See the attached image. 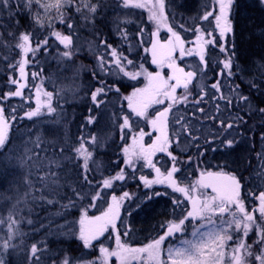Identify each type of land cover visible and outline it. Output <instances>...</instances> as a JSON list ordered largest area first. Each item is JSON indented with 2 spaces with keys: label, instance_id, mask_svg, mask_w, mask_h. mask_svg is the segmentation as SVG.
<instances>
[{
  "label": "snow or ice",
  "instance_id": "1",
  "mask_svg": "<svg viewBox=\"0 0 264 264\" xmlns=\"http://www.w3.org/2000/svg\"><path fill=\"white\" fill-rule=\"evenodd\" d=\"M252 4L264 12V0ZM239 7L240 0H198L194 12L187 0H0L8 70L0 89V264H264V53L238 51ZM255 38L264 42V32ZM42 57H51L50 75L29 71ZM149 57L159 70L145 67ZM188 57L194 62L185 64ZM124 78H143V86L125 95ZM81 101L89 107L73 133ZM133 117L157 133L150 144ZM25 120L31 125L14 143ZM113 133L122 142L118 158L105 161ZM209 151L225 157L215 170ZM158 153L167 166L157 167ZM193 166L198 175L185 183L178 174ZM145 167L155 172L139 176L149 191L127 209L133 195H116L114 186ZM154 185L183 199L172 196V218L133 246L126 217L169 195ZM106 189V208L89 216ZM78 205L79 219L69 220ZM69 239L78 250L56 247ZM113 239L115 247L105 245Z\"/></svg>",
  "mask_w": 264,
  "mask_h": 264
},
{
  "label": "trees",
  "instance_id": "2",
  "mask_svg": "<svg viewBox=\"0 0 264 264\" xmlns=\"http://www.w3.org/2000/svg\"><path fill=\"white\" fill-rule=\"evenodd\" d=\"M110 2L114 3L115 0H110ZM242 2L247 4V3L252 2V0H240V5ZM190 11H192V10H190ZM246 13L248 15L247 18H243V21L240 24H238V20H236L235 43H236L238 51L240 52L242 57H254L256 54L264 53V42H262L261 39L255 38V37H259L261 32H264V12L256 10L255 13L252 11H246ZM238 14H239V12H238ZM143 17L145 18L144 15H143ZM237 18H238V15H237ZM22 23H25V21H22ZM104 31L107 32L108 28H105ZM133 43H135V42L133 41ZM144 55L145 54L141 51L140 57H143ZM45 59L47 61L46 63H48V61H50L51 57H42L40 59L39 64L31 66L29 71H34V70H37L39 67H43L46 69L45 74L50 75L51 72L53 71V68L50 67V70H49L47 65H45ZM148 59H150V57ZM194 60H195L194 57H188V58H185L184 63L185 64L191 63V62H194ZM1 62H2V64H1ZM1 62H0V65H1V67H0L1 68V70H0V89L7 90L5 88L6 81H5L4 77L7 74L8 70L4 66L6 62H4V61H1ZM140 62H142L141 58H140ZM178 63H180V62H178ZM145 67H147L149 69L148 62L145 63ZM167 71L168 70H165V72H167ZM209 75L211 76L212 73L210 72ZM125 80H127V79L124 78L122 80V84L124 85V87L122 88V92L125 95L129 94L132 91L133 87H138V86L142 85V82H140V83L138 82L135 84L128 82L129 83L128 84L127 82H125ZM30 83H32L31 78H30ZM34 83L38 84V83H40V81L36 80ZM85 83H87V82L85 81ZM44 86L48 90L53 89V85L51 82L46 81ZM28 91L30 92L29 96H32L35 89L30 88ZM34 100H35V98L33 96V99H32L33 104H34ZM20 103H21V101L19 99H17V100L13 99L12 100V104L14 106H18ZM79 103H83V104H79ZM79 103L76 105V107L74 109L76 120L72 125V132L73 133L77 132L79 124L83 123L84 118L87 115V108L89 107V104L85 103L84 101H81ZM19 114L22 115V112ZM133 124H134V129L137 132H139L140 129H143L145 133H150V131H151L150 127H148V125L145 123V121L143 119L133 117ZM30 125H31V122L25 120L23 122H20L17 125V129L16 128L13 129V136L15 137V139H13V141L18 139V141L14 142V143L19 142V138L24 135V133L27 131L28 126H30ZM207 130L208 131L211 130L210 125L208 126ZM205 134H207V131ZM116 136H117V134L115 133L114 139H116V144L112 145L110 148L104 149V151L107 153V155L103 156L102 159H104L105 161H108L109 159L115 160L118 158V146L122 142L118 138H116ZM151 142H152L151 136L145 135L144 143L150 144ZM129 143H131L130 140H129ZM201 143H203V141H201ZM195 151H196L195 149H192L193 154H195ZM217 157H219V158H217ZM224 159H225V157L220 152L213 153V152L209 151L206 154L207 165H211L213 167V170H215V165L218 163H222ZM154 160L160 161V163L157 164V167H161V165L167 166V157L164 154L158 153L157 156L154 158ZM161 170L162 171L164 170L163 167L161 168ZM104 174L105 175L111 174V170L109 169V171L105 172ZM140 175H145L149 179H151L155 176V172L153 170L145 167L141 170H138L135 173V178L130 177L129 179H127L124 182H117L116 185L114 186V191H115L116 195H121L124 191H127L133 195V199L131 201L125 202V208H127V209L135 208V204L138 202L137 198H142L144 193L149 191V189H145L143 184L139 181ZM178 175L180 176L181 180H183L185 183H188V182L194 181L196 179V176L198 175V173H196L195 166H193L192 168L185 167L183 169L182 173H180ZM96 179H100V176L98 174L96 176ZM153 189L156 191H160V192L167 191L169 194H171V192H172V190L170 188H167L165 185H154ZM112 192H113V189L103 190V193H102L103 194V200L97 201V207L88 208V215L89 216L99 215L100 211H102L104 208H106L107 205H106L105 201L110 200V196H111ZM173 196H176L180 199H183V197L180 194L176 195V193H174ZM162 197H165V196L154 197L151 201H149L148 204L147 203L142 204L141 208L137 209L135 212H133V215L131 217H126V219L128 220V222L131 224V226L133 228V232H135L139 229L141 233L147 235L146 231H148L149 234H148L147 238H152L156 235V231H155L156 225L165 220V216H162L164 213H161V211L159 210L161 208L160 207V201H161ZM87 206H88V201L87 200L83 201V207H87ZM171 208H172V205L170 206V208H167V211L169 210L171 212ZM80 211H81V206L78 205L77 208L72 209V214L68 217V219L69 220H78L79 216H80ZM153 213H157L161 216L153 218V216H154ZM122 214H123V209H122ZM148 215H149V218H150V216H152V218H153V219L151 218L152 221H150V222L147 221ZM25 230L27 231V229H25ZM120 230L124 231V227L120 226ZM133 232H132L130 238H125V239H128L129 242L133 246H139L143 242H146V240H144L146 237L143 238V240H132V236L134 235ZM104 243L106 246L115 247L114 239L113 240H105ZM56 247L57 248L63 247L65 250H67L69 247H71L74 250H78L77 243L72 242L70 239L67 240L66 243H64L63 245H56ZM73 254H75V252ZM23 257H24V253L21 252L20 256H19V261L22 262Z\"/></svg>",
  "mask_w": 264,
  "mask_h": 264
},
{
  "label": "rangeland",
  "instance_id": "3",
  "mask_svg": "<svg viewBox=\"0 0 264 264\" xmlns=\"http://www.w3.org/2000/svg\"><path fill=\"white\" fill-rule=\"evenodd\" d=\"M187 3H188V6H189V9L190 10H192L193 12L196 10V8L198 7V0H187ZM257 9L253 6V4H252V2H250V3H247V4H245L244 2H242L241 3V5H240V7H239V10H238V12H239V14H238V18H237V20H238V24H240L242 21H243V18H247V13H246V11H252V12H254L255 13V11H256ZM128 11H130V10H128ZM132 11V10H131ZM135 15H136V17H139V16H141V15H144L145 16V18L147 17V13L146 12H142V10H135ZM161 35H164V33L162 32L161 33ZM142 55V54H141ZM132 56H135V53H133L132 54ZM132 58V57H131ZM82 59L84 60V62L85 63H87L88 62V60H87V58L86 57H82ZM136 61L138 62V63H140V56L139 57H136ZM1 62V61H0ZM179 62V61H178ZM51 63V59H50V61H48V63H46V59H45V65H47V67L49 68V70H50V67H49V64ZM1 64H2V62H1ZM148 64H149V71H156V70H159V69H157L156 68V66L155 65H152L151 63H150V59H148ZM0 67H1V65H0ZM0 70H1V68H0ZM54 70V69H53ZM165 70H167L166 68L164 69V71ZM127 79V78H126ZM87 82V81H86ZM125 82H130V83H132V84H135V83H140V82H142V85H140V86H138V87H142L143 86V78H141V80L140 81H131V80H129V79H127V80H125ZM86 84V83H85ZM129 84V83H128ZM51 90H53V89H51ZM50 90V91H51ZM29 94H30V92L28 91V90H26V95H28L29 96ZM15 100H17V99H19V98H14ZM20 100V99H19ZM85 103H87L86 101H84ZM79 104H83V103H79ZM125 104H126V102H125ZM25 107H27V106H25ZM157 107H161V106H157ZM106 123V121H102L101 122V124L103 125V124H105ZM145 123H146V121H145ZM19 123H17L16 124V126L14 127V128H16L17 129V125H18ZM147 124V123H146ZM148 125V124H147ZM148 127H150V133H151V140L152 139H154V137L157 135V133H155L154 131H153V129H152V127L150 126V125H148ZM92 130H95V129H92ZM114 135H115V133H113V138H114ZM14 139H15V137H14ZM16 141H18V139L17 140H14L13 142H16ZM109 143H111V141H109ZM217 158H219V157H217ZM177 194H179V193H176V195ZM174 195V193H172L171 192V194H169V195H164L165 197H162L161 198V201H160V211H161V213H164L162 216H165V219H170V218H172V215H171V212L168 210L167 211V208H170V206H171V197ZM149 203V201L147 202V204ZM154 214V216H153V218H155V217H160L161 215H159V214H157V213H153ZM178 214V213H177ZM151 215V214H150ZM152 216H150V218H149V215H148V218H147V221L148 222H150V221H152ZM161 221V220H160ZM141 229V228H140ZM146 230V229H145ZM191 230V229H190ZM189 230V231H190ZM147 232V235H145V234H143V233H141L140 232V230L138 229L137 231H135V232H133L134 233V235L132 236V240H143V238H145L144 240H147V239H149V238H147V236H148V234H149V232L148 231H146ZM105 235H107V233L105 234ZM179 235L180 234H177V236L179 237ZM140 242V241H139ZM173 243H176L177 241H175V240H173L172 241ZM144 243V242H143ZM113 260L115 261V258H113Z\"/></svg>",
  "mask_w": 264,
  "mask_h": 264
}]
</instances>
